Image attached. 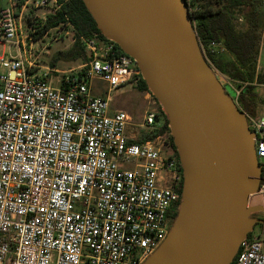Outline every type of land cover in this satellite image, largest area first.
Instances as JSON below:
<instances>
[{
    "label": "built area",
    "instance_id": "1",
    "mask_svg": "<svg viewBox=\"0 0 264 264\" xmlns=\"http://www.w3.org/2000/svg\"><path fill=\"white\" fill-rule=\"evenodd\" d=\"M28 4H52L47 15L59 7L9 0L0 8V264H142L167 240L181 199L177 156L160 136L135 139L132 115L111 110L116 91L138 83L142 70L96 35L81 37L89 59L77 71H43L33 48L51 29L37 38L42 26L23 23ZM239 108L264 203V110L257 117ZM156 122L147 110L143 126ZM229 264H264V228L248 230Z\"/></svg>",
    "mask_w": 264,
    "mask_h": 264
},
{
    "label": "water",
    "instance_id": "2",
    "mask_svg": "<svg viewBox=\"0 0 264 264\" xmlns=\"http://www.w3.org/2000/svg\"><path fill=\"white\" fill-rule=\"evenodd\" d=\"M94 2L104 35L137 61L168 114L185 172L177 233L152 264H229L248 230L263 222L251 214L264 212L250 205L260 173L243 111L207 71L181 0Z\"/></svg>",
    "mask_w": 264,
    "mask_h": 264
},
{
    "label": "trees",
    "instance_id": "3",
    "mask_svg": "<svg viewBox=\"0 0 264 264\" xmlns=\"http://www.w3.org/2000/svg\"><path fill=\"white\" fill-rule=\"evenodd\" d=\"M25 0H18L22 5ZM205 59L222 74L237 81L242 88L237 95L243 109L254 116H260L259 104H264L263 96L256 90L258 85H264V72L257 70L261 47L264 42V6L263 0H183ZM59 7L54 13L46 16L36 37L45 31L70 24L75 31V40L70 49L59 51L52 61L56 66L61 58L72 60L89 59L81 37L91 38L96 35L105 37L96 18L84 0H57ZM244 18V27L238 26L239 19ZM216 43L217 46H213ZM224 47L233 55L232 59L224 58L219 49ZM119 49H123L118 45ZM140 91H150L143 77L137 83ZM154 98L157 97L154 95ZM157 114L154 127L143 131L139 140L153 139L167 134L171 146L180 165V180L176 188L181 192L185 186V172L182 166L178 147L174 141L171 121L162 108ZM181 199L171 208L170 216L176 219L179 215Z\"/></svg>",
    "mask_w": 264,
    "mask_h": 264
},
{
    "label": "rangeland",
    "instance_id": "4",
    "mask_svg": "<svg viewBox=\"0 0 264 264\" xmlns=\"http://www.w3.org/2000/svg\"><path fill=\"white\" fill-rule=\"evenodd\" d=\"M9 0H0V8L6 7L8 5ZM181 7L184 11L186 17H187V11L184 6L183 1L181 0ZM48 6V5H47ZM42 6V7H34L32 4H28L26 9H24V19L23 23L27 27H34L39 29L40 26L45 21L46 12L52 8V4H50L48 7ZM188 23L191 25V28L194 32V25L191 19L187 17ZM238 26L240 28L244 27V18L241 17L238 22ZM36 29V31H37ZM75 40V31L73 27L70 24H65L62 26H59L57 28H52L47 35H45L41 39H35V46L33 48L34 54L38 55L37 64L40 65L43 71H48L49 69H58L61 71V73L69 72L70 70L77 71L78 67L84 63L83 60H72L67 58H61L57 61V65L53 66L52 61L54 57L57 55L59 51H66L71 48ZM196 41L198 43V39L196 36ZM4 45L0 46V53L4 49ZM200 54L207 65V67L212 71L213 74H215V77H212V79L215 82V85L219 89V91L223 94V96L227 99V101L232 106H237L243 108V106L239 103L237 99V92L241 90L242 85H239L237 81L232 80L231 78L227 77L226 75L222 74L219 70H217L214 66H212L204 57L201 47L199 46ZM219 49L221 55L226 59H232L233 55L229 53L224 47L217 48ZM257 70L264 72V42L261 47L259 59L257 62ZM94 88H97V93H101L103 90L104 83L96 81L94 84ZM256 90L263 96L264 98V85H258ZM146 94H149L148 97H146ZM161 103L160 101H157L154 98V93L152 91H145L142 92L138 89L137 83H128L124 86H122L119 89L117 99L114 104V109H123L127 110L133 115V124L131 127H129L130 131L140 133V136L142 135L143 131L150 129L151 127H142L140 126L141 122L144 119V116L149 109H154L156 111V114L160 113L161 110ZM163 108V107H162ZM259 113H262L264 110V104H259L258 107ZM249 113V112H248ZM158 141H160L161 144H163L164 151L166 154L174 153V149L171 146L170 140L168 139L167 134L160 135L158 138ZM176 155V154H175ZM180 155V154H179ZM250 205H263L264 203L261 200L259 192L254 194V196H251L250 199ZM252 219H263L264 221V212L259 211L252 213L250 216ZM179 225V220L177 219L174 221V223L171 226V230L169 232L168 240L165 242L163 246H161L158 251L150 256L147 260H145L142 264H152L154 263L157 258L160 256L162 251L164 250L165 246L167 245V242L174 238V236L177 233ZM261 228H264L263 222H257L255 224V230L256 232H259Z\"/></svg>",
    "mask_w": 264,
    "mask_h": 264
},
{
    "label": "bare ground",
    "instance_id": "5",
    "mask_svg": "<svg viewBox=\"0 0 264 264\" xmlns=\"http://www.w3.org/2000/svg\"><path fill=\"white\" fill-rule=\"evenodd\" d=\"M87 3L89 5V7L91 8V10L93 11V13L97 16V18H99L100 17V10H99L98 6L95 4L94 0H87ZM180 15H182V14L180 13ZM181 18H182V16H181ZM183 19L185 20L184 16H183ZM189 31H190L191 34H193L192 33V29L190 27H189ZM191 43H192V45H194V40L193 39H192ZM207 71L210 73L211 77L216 78L215 74H213L212 71L209 68H207ZM254 194H256V193H254ZM254 194H253V196H254Z\"/></svg>",
    "mask_w": 264,
    "mask_h": 264
},
{
    "label": "crops",
    "instance_id": "6",
    "mask_svg": "<svg viewBox=\"0 0 264 264\" xmlns=\"http://www.w3.org/2000/svg\"><path fill=\"white\" fill-rule=\"evenodd\" d=\"M48 12V11H47ZM120 89V88H119ZM119 89L116 91L115 95L113 96V99H112V102H111V110L112 111H116V110H123V109H114V104H115V101L117 99V95H118V92H119ZM149 94H146V97H148ZM127 111V110H125ZM128 112V111H127ZM130 113V112H129ZM131 114V113H130ZM132 115V114H131ZM145 117V116H144ZM143 122H144V119L143 121L141 122L140 126L144 127L143 126ZM133 124V115H132V122H131V125ZM130 125V127H131ZM129 133L135 138V139H140L141 136H140V133H136V132H132L130 131L129 129Z\"/></svg>",
    "mask_w": 264,
    "mask_h": 264
}]
</instances>
